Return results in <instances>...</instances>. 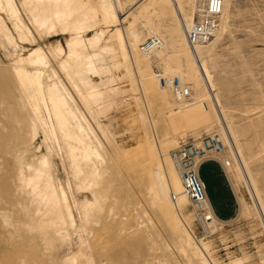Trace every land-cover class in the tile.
Listing matches in <instances>:
<instances>
[{
  "label": "bare ground",
  "instance_id": "bare-ground-1",
  "mask_svg": "<svg viewBox=\"0 0 264 264\" xmlns=\"http://www.w3.org/2000/svg\"><path fill=\"white\" fill-rule=\"evenodd\" d=\"M168 2L195 62L194 79L214 101L202 53L203 44L212 39L192 46L187 36L197 14L196 0L189 1V10L183 0H163ZM61 34L66 46L59 38ZM49 37L58 38L47 45L44 39ZM153 37L162 43L149 53L133 43L138 54L134 63L112 0H0V264H114L115 250L110 242L123 241L126 233L122 235L124 208L114 188L119 175L115 173L121 172L124 158L119 159L116 151L123 147L111 130L110 120L117 118L111 112L124 95L135 105L141 101L135 93V65L142 70L146 59L142 54L163 56V40ZM5 42L17 53L8 55ZM171 74H153L160 89L169 93L168 82L175 77L192 89L183 77ZM161 79L166 80L165 86ZM126 81L128 86L123 84ZM193 96L192 92L189 99L174 100L187 102ZM194 111L202 114L206 108L199 105ZM217 118L222 123V118ZM222 129L226 134L227 128ZM222 161L227 166L232 164L225 158ZM177 174L182 190L173 196L188 198L179 169ZM154 181L160 195L169 201L172 193L160 172ZM251 192L255 197L252 188ZM207 206L213 220L206 222L205 228H210L218 217L209 201ZM259 211L264 222V213ZM137 230L145 229L139 226ZM131 238H127L129 242ZM137 243L139 247V240ZM138 252L136 249L134 254L139 256Z\"/></svg>",
  "mask_w": 264,
  "mask_h": 264
},
{
  "label": "rangeland",
  "instance_id": "rangeland-1",
  "mask_svg": "<svg viewBox=\"0 0 264 264\" xmlns=\"http://www.w3.org/2000/svg\"><path fill=\"white\" fill-rule=\"evenodd\" d=\"M112 1L134 63L138 54L133 43L141 48L142 43L152 36H159L164 42L160 51L163 56L142 54L146 59L141 69L146 68L147 72L138 70L140 66L135 65L138 80L135 93L141 101L135 105L129 96L124 95L111 112L117 116L110 120L111 130L117 136L120 132L116 141L120 148H124L116 151V155L119 159L129 160L122 159V174L115 173V176L119 174L114 182L115 194L125 214L122 216L125 222L122 235H127L123 241L110 242L115 250L114 264L264 263V222L259 211L261 209L264 213V0H226L220 27L214 38L203 44L202 53L206 58L203 69L211 79L214 101L194 79L197 73L195 62L169 2ZM189 1L183 0L187 10ZM56 38H45L44 43L48 45ZM59 38L66 46L64 36L61 34ZM5 43L8 55L17 53V49ZM170 72L180 75L191 85L194 94L191 100L178 102L171 90H168L169 94L159 88L153 74L170 75ZM127 83L123 84L128 86ZM160 83L165 86L163 79ZM125 100L128 101L125 103ZM202 100L204 103L200 104ZM199 105H204L207 113L195 112ZM217 115L222 118V123ZM223 126L227 128L226 134ZM211 132L221 135L225 152L222 159L203 165V180L209 192L215 187L234 189V196L228 198L232 211L224 218L218 217L214 227L205 228L195 217L188 198L183 196L179 200L173 196L182 190V183L172 151L183 140ZM231 141H234L232 146ZM224 158L232 164L225 165ZM157 172L162 174L170 188V202L165 201L164 194L160 195V187L154 181ZM62 178L66 180L63 173ZM251 188L256 192L255 197ZM125 203L130 205L129 208ZM139 226L148 230L143 231L147 233V239L143 232H135ZM128 234L133 239L129 246ZM134 247L140 251L139 256L134 254Z\"/></svg>",
  "mask_w": 264,
  "mask_h": 264
},
{
  "label": "built area",
  "instance_id": "built-area-1",
  "mask_svg": "<svg viewBox=\"0 0 264 264\" xmlns=\"http://www.w3.org/2000/svg\"><path fill=\"white\" fill-rule=\"evenodd\" d=\"M223 8L224 0H198L196 17L192 26L187 29V36L192 46L213 39L221 21ZM161 43L158 37L149 38L142 44V49L145 53H149L153 47L160 46ZM163 82L165 83L166 80L163 79ZM168 85L177 98L191 97L192 89L189 85H182L178 77L168 82ZM224 151L225 144L218 132L183 140L172 151V157L182 178L184 193L194 209L195 217L204 227L206 222L213 220V214L207 206L209 195L201 170L206 162L220 159Z\"/></svg>",
  "mask_w": 264,
  "mask_h": 264
},
{
  "label": "crops",
  "instance_id": "crops-1",
  "mask_svg": "<svg viewBox=\"0 0 264 264\" xmlns=\"http://www.w3.org/2000/svg\"><path fill=\"white\" fill-rule=\"evenodd\" d=\"M206 165L208 166V164ZM201 171H203V169ZM201 176H202V172H201ZM207 191H208V187H207ZM208 195H209L210 204L212 205L214 213L216 214L217 217L221 218L223 216L222 218H224L227 216L226 214L228 212L232 211L233 208L231 207L228 198L234 196V189L227 190L224 188L215 187V189L211 190L210 192L208 191Z\"/></svg>",
  "mask_w": 264,
  "mask_h": 264
}]
</instances>
